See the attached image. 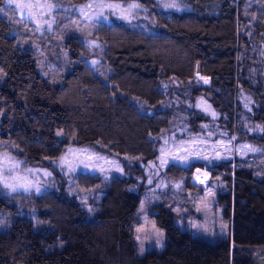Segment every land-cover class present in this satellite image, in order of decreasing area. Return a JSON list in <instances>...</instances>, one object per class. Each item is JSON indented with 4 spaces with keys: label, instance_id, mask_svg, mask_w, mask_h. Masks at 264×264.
<instances>
[{
    "label": "trees",
    "instance_id": "1",
    "mask_svg": "<svg viewBox=\"0 0 264 264\" xmlns=\"http://www.w3.org/2000/svg\"><path fill=\"white\" fill-rule=\"evenodd\" d=\"M136 1L151 7L153 31L117 15L102 19L95 31L102 56L97 58L80 35L55 28L48 42L56 50L49 55L55 66L45 76L37 49L24 44L22 29L14 27L6 0H0V140L18 158L48 167L59 179L56 187L26 193L30 208L0 195V211L8 215L7 228L0 229V264H256L255 248H264V172L248 165L252 155L192 160L189 166L172 160L151 184L147 180L177 107L190 112L196 129L209 116L231 134L244 132V113L264 123L258 50L264 6L247 10L248 0H181L183 7L172 9L161 0ZM54 34L65 40L56 41ZM176 89L189 97L187 104L175 97ZM243 90L253 93L250 110ZM198 96L209 101L212 115L195 106ZM70 144L96 146L123 164L124 172L108 181L77 174L86 187L104 181L93 212L68 190L53 163ZM206 166L227 182L218 204L233 224L232 236H195L178 224L172 203L162 200L152 217L165 231V247L142 255L136 224L145 193L163 174L174 179L188 174L186 185L195 188L191 177Z\"/></svg>",
    "mask_w": 264,
    "mask_h": 264
},
{
    "label": "rangeland",
    "instance_id": "2",
    "mask_svg": "<svg viewBox=\"0 0 264 264\" xmlns=\"http://www.w3.org/2000/svg\"><path fill=\"white\" fill-rule=\"evenodd\" d=\"M5 12L12 21L15 28L23 31L24 44L37 49L40 56V66L43 75L48 76L47 67L55 66L50 62V53L55 54L54 48L48 49V42L53 41L52 32L64 29L80 35L86 40L91 55H99L97 47L100 41L95 35L98 22L102 19L111 18L117 15L134 27H141L153 31L156 17L151 7L140 1L121 0H88L75 3L73 0H18L30 5L23 10L17 3H10L6 0ZM162 4L171 3L173 0H161ZM179 8L183 7L181 0H175ZM132 4H139L140 7H129ZM113 5V7H108ZM51 6V7H49ZM264 6V0H248L247 10L252 7ZM58 28V29H57ZM63 34V33H62ZM56 41L63 42L60 35L54 34ZM65 37V36H64ZM65 40V39H64ZM95 41V43H93ZM259 61L263 65L264 73V42L258 47ZM94 63H100L98 60ZM100 65V64H99ZM108 70L105 71V73ZM2 73L0 72V83ZM244 104L247 110L251 109L253 93L243 90ZM175 97L182 102L188 103L189 97L185 96L179 89L175 90ZM195 106L213 114V108L209 101L203 96H198ZM4 112L0 111V120ZM209 116V115H208ZM204 121L198 129L193 128L189 120L191 114L185 108L177 107L173 115L171 125L164 130L162 144L160 146L159 163H152L147 184L161 174L166 164L172 160L179 161L189 166L192 160L228 159L242 157L249 159L250 166L258 167L264 172V139H260L264 123L256 122L247 113L243 114V133H230L227 126L221 124L217 119ZM257 135L256 138H251ZM260 139V141H259ZM249 146L257 151H249ZM187 161V163H184ZM53 163L61 174L63 180H68V190L77 194L84 206L91 212L95 211L97 204L103 195L101 184L92 187L84 186L78 179V173L88 172L100 175L103 180H111L119 173H123V164L118 156L109 151L101 150L96 146H75L70 144L66 152ZM199 169V171H197ZM188 174L181 179H174L163 174L156 185L146 193L136 224V238L139 243L142 255L152 251L161 252L165 247L166 234L160 229L152 217L154 204L166 200L172 203L178 214L177 222L183 229L189 230L197 237L209 240L229 239L233 232V224L224 215L222 205L218 204L220 190H226L227 182L222 175L214 176L212 171L206 167H197L191 177L193 182L198 184L192 188L186 185ZM203 181V183H202ZM58 176L48 167H39L29 164L13 154V147L7 141L0 140V195L7 197L8 203L16 202L20 207L30 208L23 197L28 192H39L47 187L53 188L58 185ZM12 185L14 187H8ZM98 190V191H97ZM12 199L11 197L14 196ZM10 196V197H9ZM95 199V200H94ZM16 200V201H15ZM199 209V210H198ZM7 214L0 211V229L7 228L5 220ZM140 229V231H137ZM158 233H163V240L156 242ZM141 247L144 251L141 252ZM254 254L256 264H264V248L256 247Z\"/></svg>",
    "mask_w": 264,
    "mask_h": 264
},
{
    "label": "snow or ice",
    "instance_id": "3",
    "mask_svg": "<svg viewBox=\"0 0 264 264\" xmlns=\"http://www.w3.org/2000/svg\"><path fill=\"white\" fill-rule=\"evenodd\" d=\"M9 2L10 3H17V6L20 7L22 10L25 7H30V5L22 3V2H18V0H9ZM49 7H51V6H49ZM108 7H113V5H108ZM129 7L138 8V7H140V5L139 4H132ZM163 7L164 8L178 9L179 5L175 2V0H173V2H171V3L163 4ZM93 43H95V41H93ZM245 106H247V105H245ZM262 130H264V129H262ZM249 151H257V149L249 146ZM184 163H187V161H184ZM197 171H199V169ZM202 183H203V181H202ZM8 187H14V186L8 185ZM137 231H140V229H137ZM162 240H163V233H158L156 242L159 243ZM143 251H144V249H143V247H141V252H143Z\"/></svg>",
    "mask_w": 264,
    "mask_h": 264
},
{
    "label": "water",
    "instance_id": "4",
    "mask_svg": "<svg viewBox=\"0 0 264 264\" xmlns=\"http://www.w3.org/2000/svg\"><path fill=\"white\" fill-rule=\"evenodd\" d=\"M198 76H199L200 79L202 78V76L200 74Z\"/></svg>",
    "mask_w": 264,
    "mask_h": 264
}]
</instances>
